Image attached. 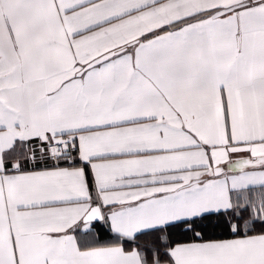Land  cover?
<instances>
[{"label": "snow or ice", "instance_id": "obj_1", "mask_svg": "<svg viewBox=\"0 0 264 264\" xmlns=\"http://www.w3.org/2000/svg\"><path fill=\"white\" fill-rule=\"evenodd\" d=\"M0 264H264V0H0Z\"/></svg>", "mask_w": 264, "mask_h": 264}]
</instances>
